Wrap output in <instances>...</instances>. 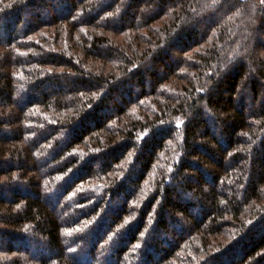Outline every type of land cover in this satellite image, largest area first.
<instances>
[{
    "label": "trees",
    "instance_id": "trees-1",
    "mask_svg": "<svg viewBox=\"0 0 264 264\" xmlns=\"http://www.w3.org/2000/svg\"><path fill=\"white\" fill-rule=\"evenodd\" d=\"M0 264H264V0H0Z\"/></svg>",
    "mask_w": 264,
    "mask_h": 264
}]
</instances>
